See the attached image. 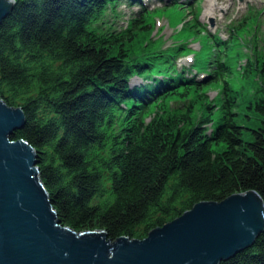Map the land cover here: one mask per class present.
Wrapping results in <instances>:
<instances>
[{"label": "trees", "instance_id": "16d2710c", "mask_svg": "<svg viewBox=\"0 0 264 264\" xmlns=\"http://www.w3.org/2000/svg\"><path fill=\"white\" fill-rule=\"evenodd\" d=\"M13 1L0 23V99L23 113L10 140L35 151L61 226L142 240L196 203L254 192L264 204V57L242 69L258 79L243 127L226 87L219 107L194 115L191 93L225 65L197 81L198 68L138 49L143 16L130 29L105 20L122 0ZM219 264H264V232Z\"/></svg>", "mask_w": 264, "mask_h": 264}, {"label": "water", "instance_id": "95a60500", "mask_svg": "<svg viewBox=\"0 0 264 264\" xmlns=\"http://www.w3.org/2000/svg\"><path fill=\"white\" fill-rule=\"evenodd\" d=\"M13 4L0 0V23ZM24 122L20 108L0 99V264H219L264 232V204L254 192L196 203L142 240L63 227L40 181L35 151L10 140Z\"/></svg>", "mask_w": 264, "mask_h": 264}, {"label": "rangeland", "instance_id": "374dc122", "mask_svg": "<svg viewBox=\"0 0 264 264\" xmlns=\"http://www.w3.org/2000/svg\"><path fill=\"white\" fill-rule=\"evenodd\" d=\"M143 5L145 9L118 1L108 9L105 20L117 28L130 29L132 20L143 16L147 32L140 33L136 47L146 53L168 54L176 68H198L190 73L197 81L213 74L211 64L219 59L226 71L219 77L214 75L210 81L215 82L208 86L200 83L203 86L190 95L194 115H200L203 105L210 101L219 107L221 87H226L238 104L234 108L240 115L237 122L248 127L245 103L257 89L258 79L254 71L249 78L244 77L242 69L248 61L253 64L254 59L260 65L264 57V0H144ZM223 47L226 48L220 51ZM217 115L218 111L214 116Z\"/></svg>", "mask_w": 264, "mask_h": 264}, {"label": "bare ground", "instance_id": "6f19581e", "mask_svg": "<svg viewBox=\"0 0 264 264\" xmlns=\"http://www.w3.org/2000/svg\"><path fill=\"white\" fill-rule=\"evenodd\" d=\"M143 1L144 0H138V2H132V4H134V5H136V6H138L139 8H141V9H145V5H143ZM145 1H147V2H149V0H145ZM157 1V0H156ZM170 3H176V2H174V1H171ZM130 3H128V5H129ZM182 4V3H181ZM184 7V6H183ZM212 69H214L213 67H212ZM215 71V70H214ZM204 78H202V79H200V80H203Z\"/></svg>", "mask_w": 264, "mask_h": 264}]
</instances>
